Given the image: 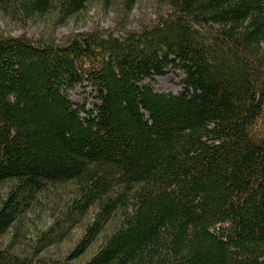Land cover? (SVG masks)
<instances>
[{"label":"trees","instance_id":"16d2710c","mask_svg":"<svg viewBox=\"0 0 264 264\" xmlns=\"http://www.w3.org/2000/svg\"><path fill=\"white\" fill-rule=\"evenodd\" d=\"M142 1L0 0L19 27L116 17L62 40L0 35V239L39 194L68 195L0 264H264V0H146L153 18L127 28ZM173 72L180 90L157 91ZM86 215L63 258L41 255Z\"/></svg>","mask_w":264,"mask_h":264},{"label":"rangeland","instance_id":"374dc122","mask_svg":"<svg viewBox=\"0 0 264 264\" xmlns=\"http://www.w3.org/2000/svg\"><path fill=\"white\" fill-rule=\"evenodd\" d=\"M150 11V5L146 0L138 3L128 17V20H125V23L129 21V24L126 27L137 28L139 23L142 24L144 20H147L150 17L153 18L152 15L149 16ZM51 18L52 17H46L43 20L37 19L35 21H27L24 26L19 27L13 24L8 18L3 17L0 13V35L5 34L16 36L24 33L27 37L31 38H46L52 36L56 40H62L72 33L88 31L94 27L113 30L112 28L116 22V17L111 11H107L106 13L101 7L96 5L90 7L87 14L81 18L82 21L78 23L69 21L64 25H53L51 24ZM181 78L182 76L178 72L168 73L165 76L156 78L153 85L157 91H170L177 93L180 90L179 82ZM71 96L72 100H80V97L77 96L76 93ZM8 188L9 182L0 184V200L4 198ZM38 196H40V198L36 203V208L32 207V209L25 212L19 234L14 237V227L11 232L0 239L1 247L11 245L10 248L13 252H26L32 245V242L35 241L34 239L41 232L45 231L47 227L54 224V219L60 214L59 208L64 205L68 199V195L62 193L60 188L58 191L49 190L48 193L43 195L39 194ZM89 220V215L79 218L58 243L46 247L41 255L57 259L63 258L77 242L82 234L84 225ZM111 226L112 223L105 228L104 233L108 232L111 229ZM101 238V236L98 237V239L90 246L84 257H87L94 251L97 245L101 242Z\"/></svg>","mask_w":264,"mask_h":264}]
</instances>
